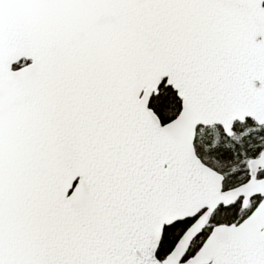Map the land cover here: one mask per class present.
I'll return each mask as SVG.
<instances>
[{
	"label": "snow or ice",
	"instance_id": "6c2138e0",
	"mask_svg": "<svg viewBox=\"0 0 264 264\" xmlns=\"http://www.w3.org/2000/svg\"><path fill=\"white\" fill-rule=\"evenodd\" d=\"M0 264H264V0H0Z\"/></svg>",
	"mask_w": 264,
	"mask_h": 264
}]
</instances>
